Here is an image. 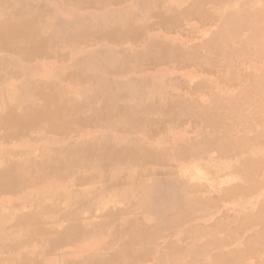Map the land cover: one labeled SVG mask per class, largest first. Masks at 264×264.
Returning a JSON list of instances; mask_svg holds the SVG:
<instances>
[{
    "label": "rangeland",
    "instance_id": "rangeland-1",
    "mask_svg": "<svg viewBox=\"0 0 264 264\" xmlns=\"http://www.w3.org/2000/svg\"><path fill=\"white\" fill-rule=\"evenodd\" d=\"M1 30L0 264H264V0H0Z\"/></svg>",
    "mask_w": 264,
    "mask_h": 264
},
{
    "label": "bare ground",
    "instance_id": "bare-ground-1",
    "mask_svg": "<svg viewBox=\"0 0 264 264\" xmlns=\"http://www.w3.org/2000/svg\"><path fill=\"white\" fill-rule=\"evenodd\" d=\"M214 2V1H213ZM217 2V1H216ZM219 2V1H218ZM217 5V4H216ZM192 8H195V7H192ZM35 10V9H34ZM40 11V10H39ZM250 11V10H249ZM192 12V11H191ZM251 12V11H250ZM249 12V13H250ZM35 14H37L36 12H34ZM251 13H253V12H251ZM247 14H248V12H247ZM38 15V14H37ZM41 16V15H40ZM240 16V15H239ZM34 17V16H33ZM37 17V16H36ZM39 17V16H38ZM244 17V16H243ZM242 17V18H243ZM246 17H247V15H246ZM251 17V16H250ZM245 18V17H244ZM238 20H239V18H237ZM241 20V19H240ZM239 20V21H240ZM245 20V19H244ZM247 20V19H246ZM254 21V20H253ZM252 21V22H253ZM246 22V21H245ZM240 23V22H239ZM256 23V22H255ZM246 24V23H245ZM248 24V23H247ZM257 25V24H256ZM259 25V24H258ZM238 26H239V24H238ZM34 27V26H33ZM232 27V26H231ZM238 28V27H237ZM255 28V27H254ZM260 28V27H259ZM232 29V28H231ZM236 29V28H235ZM245 29V28H244ZM258 29V28H257ZM260 29H262V28H260ZM259 29V30H260ZM22 31V34H21V36H25V32H23V30H21ZM226 31V30H225ZM231 31V30H230ZM237 31V30H236ZM227 32V31H226ZM224 33V32H223ZM237 33V32H236ZM239 33H240V31H239ZM220 34V33H219ZM218 34V35H219ZM238 34V33H237ZM236 34V35H237ZM246 34H248V33H246ZM19 35H20V33H19ZM222 35V34H221ZM230 35H231V33H230ZM233 35V34H232ZM235 35V34H234ZM233 35V36H234ZM236 35H235V37H236ZM223 36V35H222ZM262 36V35H261ZM0 37H2V38H0V39H3L2 41L7 45V47L8 46H10V42H9V38L7 37V36H5V33L1 30L0 31ZM27 37V36H26ZM244 37V36H243ZM248 37V36H247ZM156 38V37H155ZM220 38H221V36H220ZM226 38V37H225ZM224 38V39H225ZM255 38H257V37H255ZM260 38V37H259ZM215 39H216V37H215ZM236 39V38H235ZM234 39V40H235ZM262 39V38H261ZM264 39V38H263ZM158 40V39H157ZM208 40V39H207ZM242 40V39H241ZM217 41V40H216ZM224 41V40H223ZM236 41V40H235ZM243 41V40H242ZM248 41H249V39H248ZM257 41V40H256ZM212 42H213V40H212ZM212 42H210V43H212ZM261 42V41H260ZM165 43H167V42H165ZM201 43V42H200ZM208 43H209V41H208ZM207 43V44H208ZM214 43V42H213ZM212 43V44H213ZM217 44L219 43V42H216ZM221 43V42H220ZM226 43H228V42H226ZM241 43V42H240ZM249 43H250V41H249ZM258 43V42H257ZM168 44V43H167ZM223 44V43H222ZM230 44V43H229ZM165 45V44H164ZM188 45H190V44H188ZM199 45V44H198ZM244 45V44H243ZM260 45V44H259ZM217 46V45H216ZM236 46V45H235ZM242 46V45H241ZM258 46V45H257ZM154 47V45H151L150 46V48H153ZM156 47V46H155ZM155 47L153 48V50H155V51H157L158 52V48H157V50L155 49ZM188 47V46H187ZM199 47V46H198ZM213 47H214V45H213ZM231 47V46H230ZM245 47V46H244ZM249 47V46H248ZM251 47V46H250ZM206 48V47H205ZM260 48H262L261 46H260ZM259 48V49H260ZM11 49V48H10ZM211 49V48H210ZM232 49V48H231ZM238 49V48H237ZM244 49V48H243ZM251 49V48H250ZM258 49V48H257ZM263 49V48H262ZM261 49V50H262ZM196 50V49H195ZM213 50V49H212ZM151 51V53H152V50H150ZM206 51H207V49H206ZM215 51V50H214ZM217 51V50H216ZM223 51V50H222ZM227 51V50H226ZM14 52H15V55L19 58V57H25V55L23 54V49L22 48H15L14 47ZM191 52V51H190ZM197 52H199V51H197ZM225 51H223V53H224ZM233 52H234V50H233ZM245 52V51H244ZM251 52H252V50H251ZM257 52V51H256ZM261 52V51H260ZM212 53H214V52H212ZM247 53V52H246ZM263 53V52H262ZM157 54V53H156ZM195 55H197V53L195 54ZM211 55V54H210ZM227 55V54H226ZM186 56V55H185ZM207 56V55H206ZM209 56V55H208ZM233 56V55H232ZM238 56V55H237ZM236 56V57H237ZM240 56V55H239ZM250 56V55H249ZM253 56V55H252ZM260 56V55H259ZM177 57V56H176ZM192 57V56H191ZM199 57V56H198ZM210 57H212V55L210 56ZM234 57V56H233ZM256 57V56H255ZM202 58V57H201ZM227 58V57H226ZM225 58V59H226ZM238 58V57H237ZM245 58V57H244ZM253 58V57H252ZM260 58H261V56H260ZM239 59V58H238ZM237 59V60H238ZM255 59V58H254ZM206 60V59H205ZM208 60V59H207ZM221 60V59H220ZM227 60V59H226ZM246 60V59H245ZM257 60V59H256ZM260 60V59H259ZM262 60V59H261ZM222 61V60H221ZM192 62V61H191ZM207 62V61H206ZM223 62V61H222ZM229 62V61H228ZM222 64V63H221ZM224 64V63H223ZM245 64H247V63H245ZM179 65V64H178ZM202 66V65H201ZM232 66V65H231ZM199 67V66H198ZM229 68V67H228ZM225 69V68H224ZM242 69V68H241ZM259 69H261V68H259ZM209 70V69H208ZM240 70V69H239ZM232 72V71H231ZM255 72V71H254ZM259 72V71H258ZM18 73V72H17ZM247 73V72H246ZM259 73H261L262 74V72L260 71ZM220 74V73H219ZM255 74V73H254ZM258 76V75H257ZM228 77V76H227ZM231 77V76H230ZM236 77V76H235ZM245 77V76H244ZM233 78V77H232ZM242 78V77H241ZM246 78V77H245ZM247 78H249L248 76H247ZM259 78H260V75H259ZM204 79V78H203ZM221 80V79H220ZM222 80H223V78H222ZM257 80V79H256ZM246 81V80H245ZM260 81V80H259ZM220 82V81H219ZM229 82V81H228ZM242 82V81H241ZM202 83H203V81H202ZM239 84V83H238ZM264 84V83H263ZM114 85V84H113ZM121 85V84H120ZM253 85V84H252ZM101 86V85H100ZM202 86V85H201ZM196 87H197V85H196ZM246 87V86H245ZM249 87V86H248ZM264 87V86H263ZM263 87H262V89H263ZM240 88H241V86H240ZM100 89V88H99ZM202 89V88H201ZM249 89V88H248ZM193 90V89H192ZM191 90V91H192ZM195 90V89H194ZM243 90V89H242ZM251 90V89H250ZM198 91V90H197ZM238 91V90H237ZM192 92H194V91H192ZM239 92H241V91H239ZM261 92V91H260ZM247 93V92H246ZM254 93V92H253ZM220 94V93H219ZM245 94V93H244ZM257 94H259V93H257ZM239 95V94H238ZM232 96V95H231ZM254 96H255V93H254ZM211 97V96H210ZM243 98V97H242ZM250 98V97H249ZM254 98V97H253ZM255 98H258V97H255ZM263 98V97H262ZM244 99V98H243ZM248 99V98H247ZM219 100V99H218ZM255 100V99H254ZM190 101V100H189ZM232 101V100H231ZM230 101V102H231ZM194 102V101H193ZM237 102V101H236ZM239 102V101H238ZM246 102V101H245ZM251 102V101H250ZM254 102V101H253ZM198 103V102H197ZM220 103V102H219ZM222 103V102H221ZM229 103V102H228ZM233 103V102H232ZM241 103V102H240ZM203 104V103H202ZM226 105V104H225ZM234 105V104H233ZM238 105H239V103H238ZM243 105V104H242ZM245 105V104H244ZM248 105V104H247ZM199 106H201V105H199ZM203 106V105H202ZM211 106V105H210ZM217 106H219V105H217ZM216 106V107H217ZM228 106V105H227ZM241 106V105H240ZM259 106V105H258ZM257 106V107H258ZM229 107V106H228ZM237 107V106H236ZM261 107H264V106H261ZM260 107V108H261ZM202 108V107H201ZM222 108V107H221ZM221 108H219V109H221ZM235 109V108H234ZM197 110V109H196ZM237 110V109H236ZM253 111H254V109H252ZM263 110V109H262ZM204 111V110H203ZM211 111V110H210ZM214 111V110H213ZM223 111V110H222ZM249 111V110H248ZM260 111V110H259ZM216 112V111H215ZM250 112V111H249ZM26 113V112H25ZM182 113V112H181ZM194 113V112H193ZM255 113H257L256 111H255ZM191 114V113H190ZM197 114V113H196ZM247 114V113H246ZM253 114V113H252ZM230 115V114H229ZM236 115V114H235ZM234 115V116H235ZM244 115L245 114H243V117H244ZM251 115V114H250ZM255 115V114H254ZM254 115H251V116H254ZM202 116H204V115H202ZM211 116V115H210ZM213 116H214V114H213ZM227 116V115H226ZM233 116V117H234ZM241 115L239 114V117H240ZM247 116V115H246ZM53 117V116H52ZM179 117V116H178ZM218 117V116H217ZM222 117V116H221ZM260 117V116H259ZM226 118V117H225ZM252 118V117H251ZM57 119V118H56ZM131 120H133L132 118H130ZM204 119V118H203ZM218 119V118H217ZM234 119V118H233ZM243 119V118H242ZM171 120V119H170ZM241 120V119H240ZM249 121V120H248ZM247 121V122H248ZM260 121V120H259ZM228 122V121H227ZM226 123V122H225ZM231 123V122H230ZM222 124V123H221ZM224 124V123H223ZM233 124V123H232ZM263 125V127H264V124H262ZM223 126V125H222ZM238 126H239V129H241V132L240 133H242V137H243V139H245V141H250L251 140V138L249 137V135H247L246 134V132H244L243 131V126H244V121L243 122H238ZM48 127V126H47ZM228 127V126H227ZM249 127V126H248ZM262 127V128H263ZM229 129V128H228ZM218 130V129H217ZM226 130V129H225ZM264 130V129H263ZM218 132V131H217ZM229 132V131H228ZM232 132V131H231ZM234 132V131H233ZM262 131H260L259 132V134L261 133ZM219 133V132H218ZM223 133V132H222ZM231 135V134H230ZM233 135V134H232ZM264 135V134H263ZM251 136V135H250ZM256 136V135H255ZM208 137V136H207ZM223 137V136H222ZM221 137V138H222ZM241 137V138H242ZM252 137H254V136H252ZM213 138V137H212ZM226 138V137H225ZM255 138V137H254ZM259 138V137H258ZM263 138V137H262ZM227 139H228V136H227ZM226 139V140H227ZM239 140H241L240 139V137L238 138ZM215 140V139H214ZM218 140V139H217ZM253 140V139H252ZM221 141V140H220ZM233 141V140H232ZM236 141V140H235ZM234 141V142H235ZM226 142V141H225ZM237 142V141H236ZM235 142V143H236ZM207 143V142H206ZM214 143H215V141H214ZM238 144V143H237ZM252 144V143H251ZM189 145V144H188ZM191 145V144H190ZM222 145V144H221ZM242 145V144H241ZM184 146V145H183ZM192 146V145H191ZM248 146V145H247ZM215 147H216V145H215ZM231 147H233V146H231ZM240 147V146H239ZM250 147V146H249ZM235 148V147H234ZM241 148V147H240ZM212 149V148H211ZM218 150V149H217ZM226 150V149H225ZM228 151H229V149H227ZM232 150H234V149H232ZM191 150H189V152H190ZM223 151V150H222ZM221 151V152H222ZM250 151V150H249ZM70 152V151H69ZM204 152V151H203ZM233 152V151H232ZM239 152V151H238ZM245 152V151H244ZM191 153V152H190ZM223 153V152H222ZM246 153H247V150H246ZM180 154V153H179ZM198 154H199V152H198ZM230 155V154H229ZM33 156V155H32ZM249 157V156H248ZM32 158V157H31ZM231 158H232V156H231ZM254 158V157H253ZM32 159H34V158H32ZM145 159V158H144ZM248 159V158H247ZM252 159V158H251ZM258 159V158H257ZM36 160V159H35ZM138 160V159H137ZM142 160V159H141ZM246 160V159H245ZM244 160V161H245ZM264 160V159H263ZM13 161V160H12ZM11 161V162H12ZM72 161V160H71ZM253 161V160H252ZM42 162V161H41ZM243 162V161H242ZM33 163V162H32ZM40 163V162H39ZM253 163V162H252ZM260 163H262V162H260ZM8 164V163H7ZM15 164V163H14ZM246 164V163H245ZM255 164H256V162H255ZM259 164V163H258ZM247 165V164H246ZM261 165V164H260ZM3 167H6V166H3ZM17 167V166H16ZM42 167V166H41ZM238 167V166H237ZM250 167V169H251V171H252V173H253V169L251 168V165L249 166ZM31 168V167H30ZM45 168H47V166L45 167ZM1 169V168H0ZM7 169V168H6ZM16 169V168H15ZM240 169V168H239ZM247 169V168H246ZM13 170V169H12ZM7 171V170H6ZM47 171V170H46ZM237 172V171H236ZM239 172H240V170H239ZM238 172V173H239ZM255 172H256V170H255ZM242 173V172H241ZM43 174H44V172H43ZM18 175H19V172H18ZM249 175V174H248ZM19 177L17 176V175H15V174H13V171H10L9 170V172L7 173V174H5V175H2V176H0V179H5L4 181H2V182H4V184L3 185H5V187H7V188H11L12 189V186H14L13 188H16V186H18L17 185V183H19L20 182V179H18ZM44 178V177H43ZM249 186V185H248ZM250 187V186H249ZM257 187H259V185L257 186ZM240 188V187H239ZM12 190H14V189H12ZM229 190H231V189H229ZM251 190V189H250ZM237 191V190H236ZM243 191H244V189H243ZM10 193L12 192V191H9ZM165 192H167V191H165ZM232 192V191H231ZM230 192V193H231ZM234 194V193H233ZM164 195V194H163ZM195 199V198H194ZM198 199H200V198H198ZM264 199V198H263ZM196 200V199H195ZM201 200V199H200ZM162 201V200H161ZM264 201V200H263ZM192 202V201H191ZM164 203V202H163ZM195 205H198V201H196L195 202ZM202 205V204H201ZM200 206V205H199ZM194 207V206H193ZM193 207H191V208H193ZM214 207V206H213ZM189 209V208H188ZM195 209V208H194ZM188 213V212H187ZM261 214V213H260ZM189 216V213L187 214V217ZM252 217V216H251ZM182 218V217H181ZM22 219H26L27 220V218H22ZM183 219V218H182ZM254 220H253V222L255 221V222H258L259 224L262 222V220H263V217L262 216H260V215H256L255 216V218H253ZM179 221H180V219H179ZM252 221V220H251ZM253 222H251L252 224H254ZM194 224V223H193ZM193 224H192V227H193ZM250 224V223H249ZM200 225V224H199ZM218 225V224H217ZM135 226V225H134ZM140 226H141V224H140ZM136 227V226H135ZM238 227V226H237ZM249 227V226H248ZM138 228H139V225H138ZM196 229V230H195ZM237 229V228H236ZM129 231V230H128ZM127 231V232H128ZM217 231V230H216ZM130 232V231H129ZM158 232V231H157ZM195 234H197L198 236L199 235H201L202 237L203 236H205V238H206V241L203 243V244H199L198 246H196L197 248H193V247H191V249H192V253H193V256L195 255L196 256V258L200 261V260H202V257H204L205 256V249L206 248H208V246H210V245H213L214 243H216V242H218V241H214L213 239H212V237L213 236H215L216 235V232H215V235H213V230L212 229H208V230H204V229H201V227L200 228H194V231H193ZM260 232H262L263 233V231H260ZM134 233V232H133ZM159 233V232H158ZM221 233V232H220ZM232 233V232H231ZM29 234H31V233H29ZM120 234V233H119ZM118 234V235H119ZM157 234V233H156ZM142 235V234H141ZM230 235V234H229ZM128 236V235H127ZM126 236V237H127ZM136 236V235H135ZM162 236V235H161ZM78 237V236H77ZM122 237V236H121ZM131 237V236H130ZM224 237V236H223ZM235 237V236H234ZM118 238V237H117ZM233 238V237H232ZM237 238V237H236ZM256 238V237H255ZM131 239H133V238H131ZM140 239H142V238H139V240ZM227 239H229V238H227ZM251 239V238H250ZM262 239V238H261ZM119 240V239H118ZM190 240V239H189ZM237 240V239H236ZM130 241V240H129ZM132 241V240H131ZM246 241V240H245ZM253 241V240H252ZM263 241V240H262ZM126 242H127V240H126ZM182 242V241H181ZM233 242V241H232ZM261 242V241H260ZM14 243V242H13ZM117 243V242H116ZM218 244V243H217ZM221 245H225L224 243H220ZM122 245V244H121ZM128 245V244H127ZM123 246V245H122ZM217 246V245H216ZM219 246V245H218ZM146 247V246H145ZM243 247V246H242ZM5 248H7L8 250H9V248L10 247H4V248H2L3 249V251H7V249H5ZM122 248V247H121ZM129 248V247H128ZM209 248H211V247H209ZM208 248V249H209ZM124 250H127V249H124ZM209 250H211V249H209ZM241 250H243V249H241ZM245 251H247L246 249H244ZM244 250H243V252H244ZM252 250V249H251ZM128 251V250H127ZM225 251V250H224ZM126 252V251H125ZM125 252H123V253H125ZM154 252V251H153ZM230 252H232L233 253V251H230ZM229 252V253H230ZM129 253V252H128ZM164 253V252H163ZM210 253H211V251H210ZM209 253V254H210ZM226 253V252H225ZM228 253V252H227ZM228 253V254H229ZM219 254H221V253H213L212 252V259L210 258L209 260H207V263L206 264H229V263H231L232 262V259L233 258H231V256H228V258H224V257H220L219 256ZM126 255V254H125ZM163 255V254H162ZM224 255V254H223ZM134 256H136V255H134ZM140 256H141V254H140ZM142 256H143V254H142ZM192 256V255H191ZM245 256V255H244ZM119 257V256H118ZM118 257H117V260H118ZM172 257V256H171ZM234 257H236V256H234ZM116 258V257H115ZM120 258H122V257H120ZM126 258H128V257H126ZM134 258V257H133ZM136 258V257H135ZM134 258V259H135ZM139 258V257H138ZM246 257H243V259H245ZM129 259V258H128ZM235 260H236V258H235ZM241 260V259H240ZM128 261V260H127ZM239 261V260H238ZM237 261V262H238ZM123 262V261H122ZM143 262V261H142ZM147 262V261H146ZM205 261H203V262H201L200 261V263L199 264H205L204 263ZM258 262V261H257ZM1 263V262H0ZM114 263H115V261H114ZM126 264H128V263H126ZM130 264V263H129ZM235 264V263H234ZM238 264V263H237ZM247 264V263H246Z\"/></svg>",
    "mask_w": 264,
    "mask_h": 264
}]
</instances>
